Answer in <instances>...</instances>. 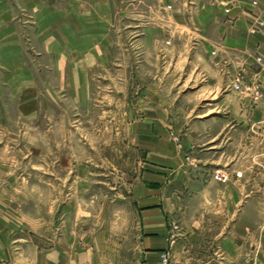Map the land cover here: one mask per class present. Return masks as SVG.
Listing matches in <instances>:
<instances>
[{
  "label": "rangeland",
  "instance_id": "1",
  "mask_svg": "<svg viewBox=\"0 0 264 264\" xmlns=\"http://www.w3.org/2000/svg\"><path fill=\"white\" fill-rule=\"evenodd\" d=\"M64 2L87 13L52 22L57 52L16 5L17 33L0 28V232L28 253L133 230L162 188L167 264H264L262 55L226 72L195 34L215 0Z\"/></svg>",
  "mask_w": 264,
  "mask_h": 264
},
{
  "label": "crops",
  "instance_id": "2",
  "mask_svg": "<svg viewBox=\"0 0 264 264\" xmlns=\"http://www.w3.org/2000/svg\"><path fill=\"white\" fill-rule=\"evenodd\" d=\"M56 0H0V19L5 21L0 24V28L14 35L16 25H11V20L16 12L28 11L29 17L33 19V30L45 27L44 41L54 38L53 44L49 47V52L58 51L56 41L57 34L53 31L52 22L56 19H67L71 15L73 19H83L87 12L74 13L67 7L62 11V16H58L51 8V3ZM253 0H215L214 4H206L200 9V17L194 15L196 32L199 37L207 40L208 32L211 31L212 39L208 42L215 58L225 59L226 72L233 69L234 60H237L238 67L248 72L249 61L254 55H262L264 58V34L250 32V26L257 18H264V0H257L255 6ZM79 3L81 5L91 2L92 4L105 3L106 0H65V4ZM217 4L226 5L230 9L228 18H221L225 15L224 7H218ZM88 11V10H85ZM75 14L77 17H75ZM13 15V16H12ZM66 17V18H65ZM179 19L182 17L178 15ZM86 18V16H85ZM221 18V20H220ZM230 18V19H229ZM15 19V18H14ZM47 20L50 22L47 23ZM225 22H228L227 24ZM42 24V25H41ZM65 27L70 28L69 25ZM14 32H13V31ZM39 30V29H38ZM17 33V29L16 32ZM47 33V34H46ZM35 34V33H34ZM210 36V37H211ZM43 41V42H44ZM23 61V68L29 74L27 77H33L31 70H28L27 61L23 55L20 57ZM230 64V66H228ZM28 70V71H27ZM255 74L259 77L264 75V64ZM144 194L137 197L134 207L137 214V226L133 230L127 228L121 233L114 232V224L105 221L103 228L96 231L90 228L89 238L80 242H74L73 238H66L65 243L61 244L55 241L50 244L52 247L42 250L36 244H33V251H20L18 247H12L10 238L3 232H0V264H160V255L168 247V234L165 224L164 214L165 201L164 190L149 189L144 187ZM85 223V222H84ZM113 225V226H110ZM87 236V237H88Z\"/></svg>",
  "mask_w": 264,
  "mask_h": 264
},
{
  "label": "built area",
  "instance_id": "3",
  "mask_svg": "<svg viewBox=\"0 0 264 264\" xmlns=\"http://www.w3.org/2000/svg\"><path fill=\"white\" fill-rule=\"evenodd\" d=\"M252 3L256 6L258 4L257 0H253ZM230 9H226V12L228 13ZM261 24H263L262 19L259 21ZM168 262V251L165 249L162 253V258H161V263L162 264H167Z\"/></svg>",
  "mask_w": 264,
  "mask_h": 264
}]
</instances>
